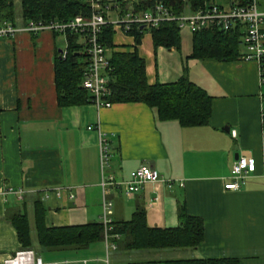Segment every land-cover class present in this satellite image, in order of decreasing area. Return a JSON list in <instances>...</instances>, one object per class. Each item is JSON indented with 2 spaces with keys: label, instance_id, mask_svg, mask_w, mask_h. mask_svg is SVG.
<instances>
[{
  "label": "crops",
  "instance_id": "1",
  "mask_svg": "<svg viewBox=\"0 0 264 264\" xmlns=\"http://www.w3.org/2000/svg\"><path fill=\"white\" fill-rule=\"evenodd\" d=\"M256 7L264 11V0ZM111 33L106 57L134 51L147 86L181 76L197 85L210 99L206 125L181 127L141 102H113L99 110L89 100L59 104L52 65L64 39L46 31L0 37V264L21 247L9 222L13 214L24 218L28 248L44 264H162L189 258L264 264V80L258 82L255 63L238 59V45L233 61L190 59L188 33L183 51L180 42L176 48L151 45L147 32L139 33L137 44L116 29ZM98 140L107 144L108 160L101 167ZM240 155L252 158L255 169L239 190L222 191L230 164ZM143 164L182 186L144 183L130 192L122 185L99 186L107 176L126 182ZM102 197L111 204V228L140 210L148 228L173 229L180 206L202 222L203 239L192 250L124 251L118 236L109 251L102 235L81 249L39 248L35 214L45 229L98 224Z\"/></svg>",
  "mask_w": 264,
  "mask_h": 264
},
{
  "label": "trees",
  "instance_id": "2",
  "mask_svg": "<svg viewBox=\"0 0 264 264\" xmlns=\"http://www.w3.org/2000/svg\"><path fill=\"white\" fill-rule=\"evenodd\" d=\"M170 7L173 13H178L182 7L180 0H155ZM213 0H186L189 11L198 10ZM229 1V0H228ZM236 4L243 5L245 0H235ZM151 2H140V7L150 6ZM19 13L22 21H48L53 18L65 22L77 14L87 13V5L83 0H18ZM12 0H0V22L13 23ZM226 32H193L190 35L192 46L188 58L197 60L233 61L236 59V47L239 43V29L236 24ZM172 23H160L156 29H151L149 36L151 45L166 47L179 46L178 33ZM99 43L110 48V26L100 28ZM139 33L133 30L134 44L138 43ZM75 37L68 33L64 37L65 50L61 58L55 54L52 65L53 86L57 91L56 99L59 104L77 105L89 97L79 89L78 84L82 71V55L80 48L75 44ZM109 68V89L107 100L111 103H142L144 106L155 109L162 120H174L181 127L204 126L209 115L210 99L197 85H193L181 76L173 83L147 86L144 81L142 60L131 53H110L107 58ZM264 75V57L261 61ZM264 120V113H263ZM264 126V122L261 123ZM264 165V155H263ZM39 213V217H40ZM182 207L177 208V226L173 229L148 228L144 224L142 211L133 212L127 222L118 223L112 227L111 233L119 236V247L124 251L136 250H192L202 241V222L197 218L185 215ZM35 242L39 248L52 250L56 248H84L88 243L99 241L101 238L98 224H87L80 227L48 228L40 226L38 214H35ZM14 231L20 250L29 246L27 229L21 214H13L9 220ZM29 250V249H28ZM162 264H239L237 259H180L166 260Z\"/></svg>",
  "mask_w": 264,
  "mask_h": 264
},
{
  "label": "built area",
  "instance_id": "3",
  "mask_svg": "<svg viewBox=\"0 0 264 264\" xmlns=\"http://www.w3.org/2000/svg\"><path fill=\"white\" fill-rule=\"evenodd\" d=\"M88 6L87 13L77 14L65 22L48 20H25L22 23L10 24L0 22V37L12 38L18 33H28L29 35L39 34L41 31L56 33L63 39L70 33L74 35L82 55V71L79 80V89L86 92L90 103L96 110L107 109L112 105L107 100L109 89L108 83L109 68L107 66V49L98 41L100 28L110 26L116 29L121 35L129 36L133 30L143 33H150L151 29H156L160 23H172L176 30H186L188 34L193 32H226L233 29L235 24L240 27L238 33V46L242 49V54L238 57L240 61H253L257 71L258 82L263 83L264 75L261 68V61L264 57V11H258L257 0H245L243 5H237L235 0H229L225 7L208 2L198 10L189 11L186 0H180L182 7L178 13H173L170 7L165 6L160 1L155 0H83ZM140 2H151L150 6L140 7ZM111 16L113 18L111 19ZM141 27V31L138 29ZM65 50V49H64ZM64 50L59 52L61 58ZM263 113H261V123ZM233 136V132L229 133ZM98 165L104 166L108 160L107 144L98 140ZM261 152L264 154V142L261 145ZM255 169L254 161L250 157H236L230 164L226 182L222 184V191L234 192L239 190L245 182L247 175L252 174ZM161 183L171 186L172 183L181 187L179 181L162 180L158 174L149 167L143 165L128 174V181L115 183L112 177L107 176L101 179L99 186L107 188L109 186H125V190H135L144 183ZM8 190L6 193H9ZM17 194V192H16ZM111 204L109 200L102 197L100 217L98 224L101 235L105 242L104 249L113 251L115 249L118 235L111 233ZM109 240V241H108ZM108 241V242H107ZM1 264H44L34 256L29 249L17 250L11 256L3 259ZM86 264V261H80Z\"/></svg>",
  "mask_w": 264,
  "mask_h": 264
},
{
  "label": "rangeland",
  "instance_id": "4",
  "mask_svg": "<svg viewBox=\"0 0 264 264\" xmlns=\"http://www.w3.org/2000/svg\"><path fill=\"white\" fill-rule=\"evenodd\" d=\"M213 2H214L213 4H215V5H219V6L221 5V6L225 7L227 2H228V0H213ZM12 9L13 10H12V16L11 17L13 19V23H19V24L22 23L23 21H22V18L20 16V13H19L20 8H19V5H18V0H12ZM112 18H113V16H111V19ZM178 36H179L178 42H180V44H181L180 47H181V50L183 51V49L185 47L189 46V43H188V39H189L188 36L189 35L187 34L186 30H181L180 29V31L178 33ZM58 40L61 41V38H59ZM63 44L64 45L62 46L63 47L62 50L65 49L64 48V46H65V41L64 40H63ZM59 47H60V45H59ZM62 248H60V249H62ZM64 249L69 250L70 248L68 247V248H64ZM105 257L107 258L106 254H105Z\"/></svg>",
  "mask_w": 264,
  "mask_h": 264
},
{
  "label": "water",
  "instance_id": "5",
  "mask_svg": "<svg viewBox=\"0 0 264 264\" xmlns=\"http://www.w3.org/2000/svg\"><path fill=\"white\" fill-rule=\"evenodd\" d=\"M138 29L141 31V29H142V28H141V27H139ZM224 130H225V129H224Z\"/></svg>",
  "mask_w": 264,
  "mask_h": 264
}]
</instances>
